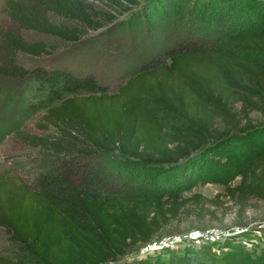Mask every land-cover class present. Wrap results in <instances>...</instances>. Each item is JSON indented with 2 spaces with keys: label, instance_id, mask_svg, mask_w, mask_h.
<instances>
[{
  "label": "trees",
  "instance_id": "obj_1",
  "mask_svg": "<svg viewBox=\"0 0 264 264\" xmlns=\"http://www.w3.org/2000/svg\"><path fill=\"white\" fill-rule=\"evenodd\" d=\"M139 3L4 0L0 142L41 110L54 130L34 141L33 187L0 178V226L17 246L0 264H109L181 215L203 213L207 197L183 190L205 176L212 142L234 137L244 119L254 127L250 111L264 109V7L146 0L131 9ZM262 144L231 164L242 176L225 190L241 205L264 199ZM100 150L163 172L119 191L93 159Z\"/></svg>",
  "mask_w": 264,
  "mask_h": 264
},
{
  "label": "rangeland",
  "instance_id": "obj_2",
  "mask_svg": "<svg viewBox=\"0 0 264 264\" xmlns=\"http://www.w3.org/2000/svg\"><path fill=\"white\" fill-rule=\"evenodd\" d=\"M144 2L146 0H140V3ZM245 2L252 10L264 7L260 0ZM140 3L133 4L131 9L137 10ZM3 4L4 0H0V26L9 22ZM129 12L127 10L126 13ZM120 82L112 79L110 91L117 90ZM240 108L241 103L238 102L236 109ZM44 113L45 110H41L34 114L20 131L6 135L0 142V178L33 187V155L39 152L34 141L54 130L47 127ZM249 116L254 127L247 128L245 124L248 121L244 119L240 128L234 131V137L218 142L214 140L213 147L207 153L211 159L205 176L183 190L185 196L202 193L207 197L204 201L208 210L203 209V213L189 216L181 215L163 226L150 241L128 249L117 261L109 264H133L136 261L165 264L162 260L166 259H172L174 264H195L200 250L218 260L216 264H264V199L253 197L241 205L225 190L228 184L239 183L242 176L239 166L231 164L238 160L236 164L239 165L263 146L264 109L251 110ZM93 159L111 168L116 179L115 188L123 192L129 191V188L136 191L146 186L147 182L160 178L163 172L161 166L147 164L118 152L100 150ZM218 194H221L220 200L215 202ZM16 250L10 234L0 226V254L7 255ZM199 262L198 258L196 264Z\"/></svg>",
  "mask_w": 264,
  "mask_h": 264
}]
</instances>
